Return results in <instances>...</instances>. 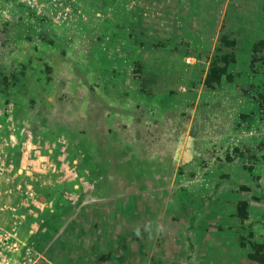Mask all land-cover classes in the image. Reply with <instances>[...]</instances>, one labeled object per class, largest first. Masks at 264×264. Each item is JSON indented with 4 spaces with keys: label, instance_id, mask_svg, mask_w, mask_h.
Segmentation results:
<instances>
[{
    "label": "rangeland",
    "instance_id": "rangeland-1",
    "mask_svg": "<svg viewBox=\"0 0 264 264\" xmlns=\"http://www.w3.org/2000/svg\"><path fill=\"white\" fill-rule=\"evenodd\" d=\"M116 6L0 0L4 263L261 264L264 61L247 62L255 43L264 51V0H127L124 23L145 12L165 25L167 45L150 50L108 19ZM225 35L228 71L206 82L201 49ZM87 116L97 139L48 133Z\"/></svg>",
    "mask_w": 264,
    "mask_h": 264
},
{
    "label": "trees",
    "instance_id": "trees-1",
    "mask_svg": "<svg viewBox=\"0 0 264 264\" xmlns=\"http://www.w3.org/2000/svg\"><path fill=\"white\" fill-rule=\"evenodd\" d=\"M123 1H125V3H123ZM159 1H161L163 3L166 2V0H159ZM118 2H121V3H118ZM126 2H127V0H117V6L114 7V8H111L112 9V13H113L112 14V18H108V19H113V20L115 19V20H117L118 23L121 21L122 24H124L125 28L127 26H129V28H130L129 31H131V33L133 34V43H135L141 49L143 47H147V49H143V50H150V46L149 45L155 46L156 44H158L160 42H163L165 45H167L168 38L162 39V37H165V35H166V32L164 31L165 25H164V27H161L159 25L160 24L159 21H156V23L154 25L150 21L147 22L146 21L145 12L139 13V15H140V18L138 19L139 21H136V23L138 25H132L131 23H124L125 21L129 22L130 18L134 17V16L128 14V9L125 6ZM107 5L110 7L109 4H107ZM149 7H150V10H148V11L150 13V16H152L151 14L154 13V9L155 8L153 7L152 3H151V6H149ZM116 9H117V11H116ZM150 18L151 17H149V19ZM175 30H176V28H175ZM176 32H178V31H176ZM186 33L187 32H185V33L182 32V34H181L182 43L189 49V51H190L189 53H191L193 51V50H191L193 48V46L191 44L190 36H188V34H186ZM162 35H164V36H162ZM226 37H228V36L225 35V36H222L221 38H219L220 42L222 43V45L225 48L221 47L220 45H218L220 47H217L214 50V52H209V51L207 52V51H204V49H201V50H203V52L207 56H210L209 57L210 63H209V67H208L207 73L205 71V66L203 65V63H202V66H200L198 64V73L199 72L201 73V75H200L201 78L204 75H206L205 76L206 77V82H207V80H216V79L219 82H222L223 78H224V74L227 73V71H228V67H229V62L228 61L230 59L229 58V52H230L229 50L232 49L233 47H235L236 42L234 40H231V39H230V42L227 41L226 44H228V48H227V51H226L225 49H226L227 45L224 43V39ZM169 40L171 41V44L173 46L178 45L177 39L175 37H171V38H169ZM262 46H263V42H260L258 44L255 43V45H253L252 50H251L250 55H249L250 56L249 57V61L247 62V64L249 66L255 67L257 65L258 61H264V51H261L262 49H260V47H262ZM171 50H172L173 53L174 52L175 53H180V52H177L178 49L173 48ZM189 53H187V54H189ZM185 55H186V53H184L182 58L185 57ZM189 56H190V54H189ZM207 56H206V58H207ZM134 59H136V61H141L142 62V58L140 59L138 57H135ZM202 59H203V57H202ZM141 69H142V71L137 67L136 70L134 71V73H132V74H134V76H136L137 82L139 80L142 81L144 76H145V73H144L145 69L143 68V66H142ZM200 76H198V74L195 75V77L197 79ZM228 76H230V75H228ZM197 79H196V82H197ZM47 84H48L49 90H51L53 88V83L51 81L47 80ZM144 86H145V89L148 88V84L144 85ZM89 90L91 92H95L94 88H92L90 86H89ZM88 94H89V97L92 96L91 95L92 93L88 92L87 96H88ZM78 99H79V103L78 104H81L83 102V98L80 96ZM82 106H84V105H82ZM80 121L82 122V124H72V123H66V122H63V121H61V122L55 121L53 123V125H51L50 129H48V133L52 134L54 137L58 136V134H64V135H67L69 138H71L72 140L75 141V138H79V137L83 138V137L87 136L88 133L90 135V133L93 132L94 139H97L98 133H95V135H94V130L89 128V126L85 125L88 121H90L89 116H87V121H85L83 119H80ZM88 124H90V123H88ZM94 128H95V126H94ZM93 136H92V138H93ZM93 145H94V141L91 140L90 141V146H93ZM96 160H97L96 158H92L90 165H91V167L93 166L92 169L95 172V174H94L95 178H98L99 177V171H96V169L99 166V164H98L99 161H96ZM98 170H99V168H98ZM189 176L190 177L194 176L193 172H190ZM100 179H101V181L103 183L104 182L108 183V179L109 178L106 175H102V176H100ZM112 243H114L113 239H112ZM106 246H107V248L111 247L110 241H108V245H106ZM259 257L260 258H257L255 256V259L259 260L261 264H264V255H261Z\"/></svg>",
    "mask_w": 264,
    "mask_h": 264
},
{
    "label": "built area",
    "instance_id": "built-area-1",
    "mask_svg": "<svg viewBox=\"0 0 264 264\" xmlns=\"http://www.w3.org/2000/svg\"><path fill=\"white\" fill-rule=\"evenodd\" d=\"M4 242L5 241H4L3 237L0 236V264H5L4 262L6 261V255L4 253V251H5Z\"/></svg>",
    "mask_w": 264,
    "mask_h": 264
}]
</instances>
